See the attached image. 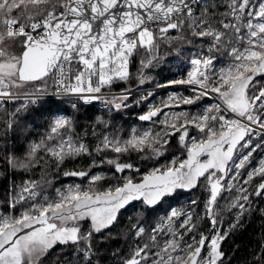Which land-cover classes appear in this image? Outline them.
Masks as SVG:
<instances>
[{"label":"snow or ice","instance_id":"6c2138e0","mask_svg":"<svg viewBox=\"0 0 264 264\" xmlns=\"http://www.w3.org/2000/svg\"><path fill=\"white\" fill-rule=\"evenodd\" d=\"M0 177V264H232L264 217V0H0Z\"/></svg>","mask_w":264,"mask_h":264},{"label":"trees","instance_id":"16d2710c","mask_svg":"<svg viewBox=\"0 0 264 264\" xmlns=\"http://www.w3.org/2000/svg\"><path fill=\"white\" fill-rule=\"evenodd\" d=\"M172 72H175V64L173 63L171 66ZM134 71V69H133ZM152 75L156 77L158 80H163L164 77H170L172 73L168 71L160 72L159 69H156L152 72ZM150 87L151 85H145ZM166 92V90H163ZM52 108H55V104L50 105ZM64 107L69 108L67 114H71L70 106L65 105ZM100 106L96 105L95 107H88L86 109H81L80 112L77 114L79 121L81 124L88 122L89 118L93 117L94 115L99 114L97 109ZM134 111L135 116L132 119L136 120V114L138 113L139 109L136 110L135 107L132 108ZM50 112H45L44 116L38 117L36 124L32 125V131L38 132L41 130L38 125H43L45 118L50 115ZM88 163V161H81L80 164H68V169H72L74 167H80L84 164ZM104 171H107V166H101ZM68 177H64L62 174L59 177L60 182H66ZM5 181L2 177H0V195L3 194ZM224 202L221 201V205L223 207ZM264 207V204H261ZM224 219L225 221H230L231 217L228 215L227 210L224 212ZM227 228V223L224 225ZM264 230V217L258 211H254L253 213L249 214L244 218L242 221V225L230 232V235L226 240L223 242L224 250L232 256V264H243V261L247 258L248 252L255 247L257 241L260 238V234ZM123 236L122 234L118 233L117 230L113 231V238L112 240L105 243V247L117 249L123 246Z\"/></svg>","mask_w":264,"mask_h":264},{"label":"rangeland","instance_id":"374dc122","mask_svg":"<svg viewBox=\"0 0 264 264\" xmlns=\"http://www.w3.org/2000/svg\"><path fill=\"white\" fill-rule=\"evenodd\" d=\"M145 87H147V86H145ZM171 90L180 91L181 88H179L177 86H171L169 89L166 90V92H163V90L159 91V93L157 95V102L159 101L160 98H162V97L167 95V91H171ZM136 110H138V109L136 108ZM134 116H135L134 111H133V109H131L129 112L125 113L122 117H117V122L121 123V124H124V127L128 128L135 121V119H132V117H134ZM125 121H127V123H125ZM72 182H80V178L68 177L66 182H60V183L67 184V183H72ZM187 198H188L187 196H182L180 198L179 202L183 203L184 200H186ZM134 215H135L134 210L131 209V208L128 209V211L125 213V216H124V219H123V223H127V217L128 216H134Z\"/></svg>","mask_w":264,"mask_h":264},{"label":"built area","instance_id":"2783aa9c","mask_svg":"<svg viewBox=\"0 0 264 264\" xmlns=\"http://www.w3.org/2000/svg\"><path fill=\"white\" fill-rule=\"evenodd\" d=\"M177 87L181 88V86H177ZM98 106H99V105H98Z\"/></svg>","mask_w":264,"mask_h":264}]
</instances>
